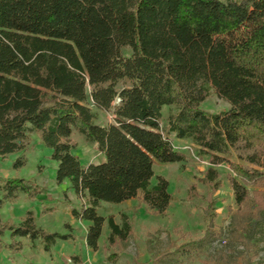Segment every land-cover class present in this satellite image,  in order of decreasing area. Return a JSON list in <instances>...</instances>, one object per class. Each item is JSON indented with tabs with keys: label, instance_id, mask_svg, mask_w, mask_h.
<instances>
[{
	"label": "trees",
	"instance_id": "16d2710c",
	"mask_svg": "<svg viewBox=\"0 0 264 264\" xmlns=\"http://www.w3.org/2000/svg\"><path fill=\"white\" fill-rule=\"evenodd\" d=\"M123 80L128 86L118 92ZM210 89L228 110L212 115L201 108ZM166 106L176 109L168 133L190 140L211 165L228 164L235 204H245L247 187L264 185V0H0V159L16 154L12 167L23 168L29 136L37 134L57 163L56 183L69 182L75 195L88 197L71 214L89 222L85 241L92 251L105 224L101 202L138 199L155 214L168 210V181L157 176L152 183L153 166L184 156L161 131ZM99 112H112L113 123L96 124ZM74 131L102 162L84 165L72 154ZM215 178L209 169L206 180ZM0 181V211L19 191L28 199L44 192L24 179ZM213 207L211 200L209 227ZM107 227L110 247L131 234L125 215L120 224L109 217ZM6 231L12 240H40L45 252L74 239L44 232L31 211L18 225L0 218V248L19 251L15 241L2 247ZM210 231L176 250L178 261L191 259Z\"/></svg>",
	"mask_w": 264,
	"mask_h": 264
},
{
	"label": "rangeland",
	"instance_id": "374dc122",
	"mask_svg": "<svg viewBox=\"0 0 264 264\" xmlns=\"http://www.w3.org/2000/svg\"><path fill=\"white\" fill-rule=\"evenodd\" d=\"M122 55L130 57L131 50L122 49ZM127 86V81L123 80L116 85V90L119 92ZM209 93L208 99L201 106L204 111L215 115L230 108V105L219 98L212 89ZM113 105H117L116 100ZM175 111L172 106L162 109L160 128L173 149L183 154L184 160L173 164L156 163L153 166L152 180V183H155V177L162 176L168 181V191L172 196L168 210L162 216L155 214L148 211L138 199L121 204L101 202L97 212L104 217L105 224L97 251H92L84 243V228L83 224L78 223L79 220L74 218L77 220L72 226L75 229L69 224H64L68 216L61 205H69L72 207L71 211L80 210L82 206L88 205V197H79L73 193L71 200L68 199L67 185H59L55 181L57 163L51 160V151L39 143L37 134L29 136L30 144L25 154L27 162L23 168L13 169L12 163L17 157L16 154L9 155L5 160L0 159V179L20 178L44 190L40 194L43 196L42 201H37L40 195L28 199L19 191L13 200H16L14 203L7 202L3 205L4 209L1 208L4 211L2 217L0 214L2 223L15 225L16 219L20 215L25 217L28 211L33 212L34 216L35 209L39 207L37 204L41 203V212L50 216L40 218L38 222L50 232L36 226L46 233L57 232L74 236L70 241H56L50 251L45 252L40 240L31 243L26 239L25 244L15 240L16 238L12 240L6 231L1 237L2 247L15 241L21 244V249L13 251L0 248V264H264V185L257 188L248 186V200L245 204L237 206L230 187L229 177L232 173L228 164L211 165L209 156L190 140L176 139L168 133V120ZM113 118L112 112H99L95 123L108 125L113 123ZM69 140L76 145L72 154L84 165L98 164L104 160L96 147L75 131ZM209 169L216 172L213 181L206 180ZM55 186L58 187L56 190L53 188ZM55 195L60 197L59 201ZM211 200H214L215 217L209 227L206 212ZM257 201L260 202L257 204ZM10 209L13 215L9 212ZM123 215L131 225V234L125 242L110 247L107 242V220L112 217L116 224H120ZM208 229H211V236L204 238L192 251V258L178 261L176 250L180 251L181 247L188 243L199 242L205 237ZM112 253L116 254V257H113L116 261H107L106 257ZM73 257L79 258L80 261H75Z\"/></svg>",
	"mask_w": 264,
	"mask_h": 264
},
{
	"label": "crops",
	"instance_id": "0c3cea01",
	"mask_svg": "<svg viewBox=\"0 0 264 264\" xmlns=\"http://www.w3.org/2000/svg\"><path fill=\"white\" fill-rule=\"evenodd\" d=\"M53 182H54V180H53ZM55 183V182H54ZM65 185H67V193H66V195L67 196H69V200H71V195H73V190L72 189H70V183L69 182H65L64 183ZM54 188V190H56L58 187H53ZM75 195V194H74ZM56 196V198H57V200L59 201L60 200V197L59 196H57V195H55ZM43 200V196L42 195H40V196H38L37 197V201H42ZM68 200V201H69ZM16 201V200H15ZM15 201H13L12 203H14ZM34 203H38V202H34ZM125 203V202H124ZM45 204V203H44ZM41 205V203H38L37 204V206H39L38 208H36L35 209V214H34V219H35V223H36V225L38 226V227H40L41 229H43V230H45L46 232H50L49 231V229H46V228H43L42 227V225L38 222V220H40V218H43V217H46L47 215L48 216H50V214H44L43 212H41V207H42V205ZM62 207H64V209H65V213H67V216H68V219H67V221L64 223V224H69V226L70 227H72L73 225H75V223L77 222V220H75L73 217H72V214H71V208L72 207H70L69 205H67V204H62L61 205ZM2 209H4V206L2 207ZM1 209V217H2V213L4 212L3 210ZM30 209H32V208H30ZM9 212H11L12 213V215H13V212H12V209H10V211ZM24 216L23 215H20L17 219H16V221H15V225H17V223H19L20 222V220L23 218ZM78 223L79 224H83V228H84V231H83V240H84V243L86 244V241H85V238H86V232H87V229H88V227H89V222H87V221H78ZM63 224V225H64ZM73 229H75V227H72ZM103 228H104V226H103ZM102 231H103V229H102ZM62 234H64V233H62ZM5 235H7V234H5ZM15 240H17V241H20V242H23V243H25V244H27V240H26V238H16ZM3 243H5V242H3Z\"/></svg>",
	"mask_w": 264,
	"mask_h": 264
},
{
	"label": "built area",
	"instance_id": "2783aa9c",
	"mask_svg": "<svg viewBox=\"0 0 264 264\" xmlns=\"http://www.w3.org/2000/svg\"><path fill=\"white\" fill-rule=\"evenodd\" d=\"M115 100H116V104H118V103H119V101H120L118 98H116Z\"/></svg>",
	"mask_w": 264,
	"mask_h": 264
}]
</instances>
